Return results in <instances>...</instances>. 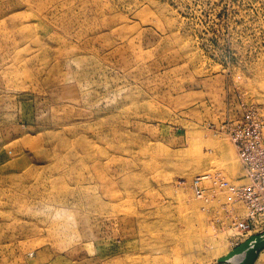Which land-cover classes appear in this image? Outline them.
<instances>
[{
    "label": "rangeland",
    "instance_id": "374dc122",
    "mask_svg": "<svg viewBox=\"0 0 264 264\" xmlns=\"http://www.w3.org/2000/svg\"><path fill=\"white\" fill-rule=\"evenodd\" d=\"M252 110L264 0H0V264H235Z\"/></svg>",
    "mask_w": 264,
    "mask_h": 264
},
{
    "label": "built area",
    "instance_id": "2783aa9c",
    "mask_svg": "<svg viewBox=\"0 0 264 264\" xmlns=\"http://www.w3.org/2000/svg\"><path fill=\"white\" fill-rule=\"evenodd\" d=\"M227 132L242 167L241 183L232 185L218 173H207L195 176L189 185L194 195L203 199L206 198L204 182L214 179L220 188L228 191V202L243 204V215L235 216L232 222L241 242L264 232V120L258 111H246Z\"/></svg>",
    "mask_w": 264,
    "mask_h": 264
},
{
    "label": "water",
    "instance_id": "95a60500",
    "mask_svg": "<svg viewBox=\"0 0 264 264\" xmlns=\"http://www.w3.org/2000/svg\"><path fill=\"white\" fill-rule=\"evenodd\" d=\"M262 249H264V232L249 237L231 252L221 257L219 262L230 261L229 259L233 256H239L240 261L237 264H253Z\"/></svg>",
    "mask_w": 264,
    "mask_h": 264
},
{
    "label": "bare ground",
    "instance_id": "6f19581e",
    "mask_svg": "<svg viewBox=\"0 0 264 264\" xmlns=\"http://www.w3.org/2000/svg\"><path fill=\"white\" fill-rule=\"evenodd\" d=\"M222 149V148H221ZM230 153H231V151H230ZM190 155H191V159H190V162L188 163V165H187V171H195V170H200L203 166H205L206 165V162H207V158H206V156H205V153H204V151H203V149L202 148H200V147H197V148H195V149H193V150H190ZM232 156V155H231ZM202 174H207V173H202ZM185 179V178H184ZM185 181V180H184ZM209 181L210 180H208V181H205L204 182V188H205V183H209ZM183 183H185V182H183ZM181 185V184H180ZM184 185V184H183ZM237 185V184H236ZM205 190H206V188H205ZM205 192V196H206V191H204ZM229 195V194H228ZM198 198V197H197ZM206 198H207V196H206ZM206 198L204 197L203 199H202V201H205V202H207V200H208V198H207V200H206ZM227 198H228V196L226 197V200H227ZM228 203H230V202H228ZM230 204H232V203H230ZM229 204V205H230ZM230 261H233L235 264H237L239 261H240V257L239 256H233L232 258H230L229 259Z\"/></svg>",
    "mask_w": 264,
    "mask_h": 264
}]
</instances>
